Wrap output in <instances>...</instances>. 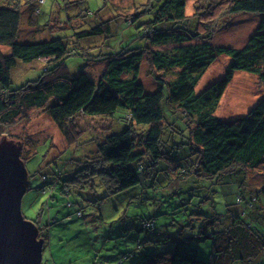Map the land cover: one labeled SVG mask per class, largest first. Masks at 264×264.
<instances>
[{"label":"trees","instance_id":"obj_1","mask_svg":"<svg viewBox=\"0 0 264 264\" xmlns=\"http://www.w3.org/2000/svg\"><path fill=\"white\" fill-rule=\"evenodd\" d=\"M34 1L28 5L39 6ZM205 2L188 16L187 0H146L131 17L120 20L122 23L99 22L98 13L92 15L86 10L82 17L90 20L88 26L75 28L62 19L61 25L48 29L49 40L19 42V5L23 2L0 0V140L14 124L36 110L45 113L74 148L78 146V117L109 120V132L89 140L95 149L93 156L68 157L58 172L52 171L60 181L62 194L81 199L73 203L80 210L88 206H82V201L98 205L132 188H151L162 197L176 194L194 175L212 179L233 169H243L247 175L264 174V96L246 116L221 120L214 115L235 74H253L264 85V0ZM67 7L61 9V18ZM214 7L223 9V15L259 17L242 48L212 47L216 23L213 27L204 20ZM59 17L53 21L59 24ZM95 37L103 38V45L88 49L85 43ZM169 44L174 48L153 49ZM220 55L230 60L222 79L197 92L199 80ZM71 57L84 60L75 75L66 67L65 60ZM40 60L46 64L37 79L12 86L13 69ZM143 60L155 80L153 91L145 90L139 81ZM90 62H105L97 81L85 71ZM175 68L179 71L172 78L169 72ZM31 157L20 155L23 163ZM57 160L60 157L52 163ZM48 165L35 173L51 186L50 174L41 173ZM260 194L264 195V185ZM235 226L248 249L245 229ZM142 228L152 231L155 221H145ZM234 255L240 256L236 252ZM144 258L142 264H212L177 251H154Z\"/></svg>","mask_w":264,"mask_h":264},{"label":"rangeland","instance_id":"obj_2","mask_svg":"<svg viewBox=\"0 0 264 264\" xmlns=\"http://www.w3.org/2000/svg\"><path fill=\"white\" fill-rule=\"evenodd\" d=\"M29 1L21 0L23 3L19 5V42L49 40L51 32L48 29L58 27L63 20L75 28L88 26L90 20L86 19V15L82 17L86 10L88 14L98 13L96 19L98 21L99 18V22L122 23L120 20L131 17L137 7L146 2L41 0L39 4L35 0L34 3L39 6L31 7ZM205 1L187 0L186 14L194 15L197 6L205 4ZM223 1L226 3L228 0ZM65 6H68L66 14H62L61 18V9ZM210 12L211 15H207L204 21L211 22L213 27L216 23L217 29L210 41L215 48H242L259 22L257 16L223 15V9L215 7ZM58 15L59 24L53 21ZM93 39L85 43L88 49L103 45V38ZM110 39L115 42L116 38ZM196 43L190 42L192 45ZM172 48L173 44L153 46L154 50L161 51ZM2 51L7 52V49L2 48ZM40 61L13 69L12 86L19 87L37 79L46 64V61ZM65 61L74 75L83 68L82 58L71 57ZM229 62L223 55L217 57L199 80L196 91L200 92L221 80ZM104 68L105 62H90L85 71L97 81ZM178 71L175 68L169 73L176 78ZM139 81L147 91L156 88L146 60L141 65ZM263 96L264 85L258 77L246 72L237 73L220 97L214 115L221 120L246 116ZM109 125L110 121L104 118L78 117L75 120L78 146L74 148L72 143H67L57 125L45 113L36 110L2 136L1 140L20 148L24 159L32 156L24 161L29 173V189L27 187L21 201V215L39 231L41 264H142L144 256L154 251H177L212 264H264V195L260 194L264 185L262 173L247 175L243 169H233L212 179L194 175L177 189L176 194L168 193L166 197L158 195L159 191L152 193L151 188H132L106 198L98 205L82 201V206L88 205L82 210L73 205L81 199L75 200L71 195L62 194L59 191L60 181L52 171L58 172L68 157L74 159L78 154L93 156L95 149L89 140L92 136L108 133ZM48 142L50 148L44 155ZM59 157L60 160L53 164ZM44 163L51 164L41 172L50 174L48 183L51 182V186H46L40 174L35 173H39ZM145 186L147 188L148 184ZM150 219L155 221V228L147 231L142 226ZM235 225L245 229L248 249L243 246L242 235L236 234ZM234 252L240 256H235Z\"/></svg>","mask_w":264,"mask_h":264},{"label":"water","instance_id":"obj_3","mask_svg":"<svg viewBox=\"0 0 264 264\" xmlns=\"http://www.w3.org/2000/svg\"><path fill=\"white\" fill-rule=\"evenodd\" d=\"M28 173L20 148L0 141V264H41L38 230L21 215Z\"/></svg>","mask_w":264,"mask_h":264},{"label":"flooded vegetation","instance_id":"obj_4","mask_svg":"<svg viewBox=\"0 0 264 264\" xmlns=\"http://www.w3.org/2000/svg\"><path fill=\"white\" fill-rule=\"evenodd\" d=\"M39 232V231H38ZM38 240H39V236H38Z\"/></svg>","mask_w":264,"mask_h":264}]
</instances>
